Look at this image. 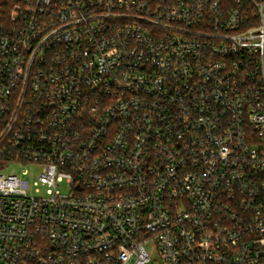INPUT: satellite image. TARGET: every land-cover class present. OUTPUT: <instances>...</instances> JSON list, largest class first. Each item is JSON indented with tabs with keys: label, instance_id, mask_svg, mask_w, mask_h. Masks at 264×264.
Segmentation results:
<instances>
[{
	"label": "built area",
	"instance_id": "built-area-1",
	"mask_svg": "<svg viewBox=\"0 0 264 264\" xmlns=\"http://www.w3.org/2000/svg\"><path fill=\"white\" fill-rule=\"evenodd\" d=\"M0 264H264V0H0Z\"/></svg>",
	"mask_w": 264,
	"mask_h": 264
},
{
	"label": "rangeland",
	"instance_id": "rangeland-1",
	"mask_svg": "<svg viewBox=\"0 0 264 264\" xmlns=\"http://www.w3.org/2000/svg\"><path fill=\"white\" fill-rule=\"evenodd\" d=\"M42 170V166L32 163H24V162H15L7 165L3 170L2 174H17L21 175L23 171H27V176H24L32 185V183L36 180L40 171ZM63 192H67L64 187H61ZM29 195L42 196L44 195V189H41L39 194H35L34 191L29 192Z\"/></svg>",
	"mask_w": 264,
	"mask_h": 264
}]
</instances>
